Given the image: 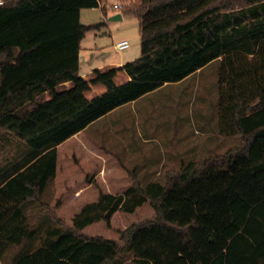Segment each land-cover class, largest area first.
<instances>
[{"label": "trees", "instance_id": "1", "mask_svg": "<svg viewBox=\"0 0 264 264\" xmlns=\"http://www.w3.org/2000/svg\"><path fill=\"white\" fill-rule=\"evenodd\" d=\"M107 0H6L0 4V130L24 140L32 160L0 184V254L36 233L24 205L41 202L58 145L116 107L214 59L217 129L244 147L188 162L162 184L99 190L65 222L46 228L14 264H264V0H121L138 18L140 55L80 75V41L96 24L83 8ZM148 203L152 217L119 237L88 234L117 211ZM63 225V226H62ZM1 264V263H0Z\"/></svg>", "mask_w": 264, "mask_h": 264}, {"label": "rangeland", "instance_id": "2", "mask_svg": "<svg viewBox=\"0 0 264 264\" xmlns=\"http://www.w3.org/2000/svg\"><path fill=\"white\" fill-rule=\"evenodd\" d=\"M113 3H121V7L115 8ZM104 4L106 16L101 11L102 5L82 9L81 22L96 24L81 39L80 57L87 55L81 60L82 70L90 57L100 62L106 52L118 56L114 42L122 38L128 40L129 47L120 51L135 54L133 59L140 55L138 18L123 14L122 19H110L113 13L122 10V1L107 0ZM219 62V58L212 61L187 79L192 91L189 97H200L197 105L200 115H115L113 110L59 146V172L55 182L42 193L41 202L30 200L24 205L27 221L35 225V235L20 245L9 246L0 254V263L14 264L19 255L41 244L46 228L59 224L52 208L57 200L60 205L56 213L70 223L72 215L85 202L94 200L100 189L119 193L129 187L132 180L128 171L134 172V179L141 186L150 181L167 184L188 162L199 165L228 150L244 147L245 141L240 135L218 133L216 82ZM195 106V103L184 105L193 109ZM24 149L29 151L31 148L11 132L0 130V180L7 169L24 160ZM153 215V209L146 202L133 213L115 212L110 227L99 221L88 225L84 231L118 239L119 230Z\"/></svg>", "mask_w": 264, "mask_h": 264}, {"label": "crops", "instance_id": "3", "mask_svg": "<svg viewBox=\"0 0 264 264\" xmlns=\"http://www.w3.org/2000/svg\"><path fill=\"white\" fill-rule=\"evenodd\" d=\"M81 12H82V9L80 11V19H81ZM117 13H121V11L115 12V13H113V15H115ZM123 16H124L123 13H121V18H119V19H122ZM105 20H106V18H105ZM105 24H106V22H105ZM112 35H113V33L111 32V36ZM122 39H125V38H122ZM117 41H119V40H117ZM80 44H81V41H80ZM128 47H129V45L125 48L117 49L115 47V42H114V49H116L115 52H117L119 54L118 56L111 53V52H106L102 61L100 59H98V60H100V62H97L96 61L97 59H95L93 57H90V58L88 57L89 59L86 60L85 68L82 70L81 69V60L86 58L87 55L85 54L84 57H82V58L80 57V53H81V46H80L78 73L80 75H83V74L89 72L90 70H92L93 68L102 66L104 64H108V63L123 64L124 62L133 59L135 57V54L130 55L127 52L124 53V52L120 51V50H124ZM214 60H216V59H214ZM214 60H212V61H214ZM211 62L207 63L205 66L199 68L198 70H196L195 72L188 75L187 77H185L182 80H179L176 82L164 83L161 86H159L158 88L143 94L139 98L132 100V101H129L127 103H124V104L116 107L115 109H113L115 111V115H200L199 114L200 109L197 106L198 104H200V101H201L200 97H199V95L197 97L196 96L189 97V95L192 93V91L189 89L190 86H188L189 83H187V79L194 76L195 74H198L200 71H202ZM187 87H188V89H186ZM193 103L196 104L194 109L184 107V105H186V104H193ZM113 110H111L110 112H108L105 115L112 113ZM83 130L74 134L72 137L81 133ZM72 137L68 138L67 140H65L64 142L59 144L58 147L61 146L62 144H65L66 142H68V140H70ZM24 150H25L24 153L26 154L24 160L17 162L16 165L12 166V168H9V169H7V165H6L7 170L4 173V175L1 177L0 184L4 181V179H6L7 177L11 176L15 172H17L18 170L23 168L25 165H27L32 160V157H33L32 151L31 150L27 151L26 149H24ZM58 172H59V170H58V166H57V173H56L55 177L48 181L43 192H45V190L48 188V185L51 182L52 183L55 182L56 177L58 176Z\"/></svg>", "mask_w": 264, "mask_h": 264}, {"label": "built area", "instance_id": "4", "mask_svg": "<svg viewBox=\"0 0 264 264\" xmlns=\"http://www.w3.org/2000/svg\"><path fill=\"white\" fill-rule=\"evenodd\" d=\"M4 1H6V0H0V4L3 3ZM112 6L115 7V8H120L121 7V3H113ZM128 45H129V42H128L127 39H121V40L115 42V47L117 49L125 48Z\"/></svg>", "mask_w": 264, "mask_h": 264}, {"label": "water", "instance_id": "5", "mask_svg": "<svg viewBox=\"0 0 264 264\" xmlns=\"http://www.w3.org/2000/svg\"><path fill=\"white\" fill-rule=\"evenodd\" d=\"M119 18H121V13H117V14L112 15V16L110 17V19H119Z\"/></svg>", "mask_w": 264, "mask_h": 264}]
</instances>
